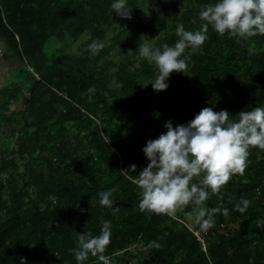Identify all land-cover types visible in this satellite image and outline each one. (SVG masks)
I'll use <instances>...</instances> for the list:
<instances>
[{
  "label": "trees",
  "instance_id": "obj_1",
  "mask_svg": "<svg viewBox=\"0 0 264 264\" xmlns=\"http://www.w3.org/2000/svg\"><path fill=\"white\" fill-rule=\"evenodd\" d=\"M215 2L127 0L125 19L113 0H0V53L18 61L0 83V106L13 105L0 111V264H77L69 250L78 235H98L103 221L112 224L110 264H264V150L251 149L244 174L206 202L228 209L206 232L191 207L175 220L141 212L132 183L166 121L187 124L204 107L235 115L264 106V35L210 27L202 48L187 50L188 74L173 72L164 91L149 83L157 70L139 43L174 45L177 26L198 30L201 7ZM83 36L87 48L70 52ZM93 42L103 44L96 53ZM132 164L135 173L121 171ZM115 186L113 215L98 193ZM241 198L251 201L244 213L234 210Z\"/></svg>",
  "mask_w": 264,
  "mask_h": 264
},
{
  "label": "clouds",
  "instance_id": "obj_2",
  "mask_svg": "<svg viewBox=\"0 0 264 264\" xmlns=\"http://www.w3.org/2000/svg\"><path fill=\"white\" fill-rule=\"evenodd\" d=\"M111 8L122 18H132L133 8L127 0H113ZM199 17L203 23L198 30H185L183 24L177 26L178 39L174 45L164 43L157 47L148 41L139 43V56L157 70V75L149 82L155 91L169 87L167 81L173 72L188 74L192 53L187 50L202 48L209 39L210 27L220 35L228 33L245 40L264 35V0H216L202 6ZM102 47L103 44L93 42L89 50L96 53ZM92 91L94 89L90 88L89 92ZM164 127L165 132L148 139L143 152L150 162L132 180L141 197L139 210L175 220L178 212L191 207L195 222L206 232L214 227L217 214L228 213L222 205L208 208L206 202L218 196L234 175L244 174L251 149L264 150V106L235 115L228 110L204 107L187 124L174 126L168 120ZM136 169L137 165L132 164L121 171L131 174ZM117 191L119 186L98 193L100 206L111 209L113 215L120 211L114 206L113 195ZM250 203L241 198L234 210L244 213ZM111 236V222L103 221L98 235L91 231L80 233L76 247L69 251L77 264H84L90 256L99 264H110L105 252ZM148 247L159 249L162 245L152 241ZM20 259L21 264H26L25 257Z\"/></svg>",
  "mask_w": 264,
  "mask_h": 264
},
{
  "label": "rangeland",
  "instance_id": "obj_3",
  "mask_svg": "<svg viewBox=\"0 0 264 264\" xmlns=\"http://www.w3.org/2000/svg\"><path fill=\"white\" fill-rule=\"evenodd\" d=\"M87 38L85 36L81 37L72 47L69 49L70 52L74 54H81L87 47H86ZM18 64V61L5 52L0 53V83L3 82L8 69L12 66ZM13 105H9L8 107L0 106V111L6 112L12 110ZM1 146V142H0ZM22 166H20V169ZM145 256V255H144ZM143 256V257H144ZM137 258H129L126 263L120 262V264H134Z\"/></svg>",
  "mask_w": 264,
  "mask_h": 264
},
{
  "label": "built area",
  "instance_id": "obj_4",
  "mask_svg": "<svg viewBox=\"0 0 264 264\" xmlns=\"http://www.w3.org/2000/svg\"><path fill=\"white\" fill-rule=\"evenodd\" d=\"M37 76V74H35Z\"/></svg>",
  "mask_w": 264,
  "mask_h": 264
}]
</instances>
